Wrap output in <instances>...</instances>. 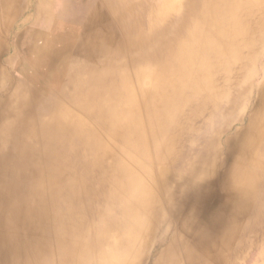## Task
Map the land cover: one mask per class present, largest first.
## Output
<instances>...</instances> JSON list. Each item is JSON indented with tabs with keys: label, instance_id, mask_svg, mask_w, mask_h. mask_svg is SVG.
Masks as SVG:
<instances>
[{
	"label": "bare ground",
	"instance_id": "6f19581e",
	"mask_svg": "<svg viewBox=\"0 0 264 264\" xmlns=\"http://www.w3.org/2000/svg\"><path fill=\"white\" fill-rule=\"evenodd\" d=\"M0 264H264V0H0Z\"/></svg>",
	"mask_w": 264,
	"mask_h": 264
}]
</instances>
